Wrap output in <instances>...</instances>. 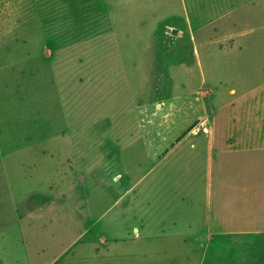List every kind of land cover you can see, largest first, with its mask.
<instances>
[{
	"label": "rangeland",
	"instance_id": "obj_1",
	"mask_svg": "<svg viewBox=\"0 0 264 264\" xmlns=\"http://www.w3.org/2000/svg\"><path fill=\"white\" fill-rule=\"evenodd\" d=\"M0 264H264V0H0Z\"/></svg>",
	"mask_w": 264,
	"mask_h": 264
},
{
	"label": "crops",
	"instance_id": "obj_2",
	"mask_svg": "<svg viewBox=\"0 0 264 264\" xmlns=\"http://www.w3.org/2000/svg\"><path fill=\"white\" fill-rule=\"evenodd\" d=\"M210 111V113H208V115L210 116V119L213 117V114L215 113L213 110H209ZM216 123V122H215ZM167 120H164L162 123H161V129L160 130H158L156 133L158 134V137H159V144H161L160 145V151H167L168 150V148H170V138H169V130H168V128H167ZM163 126H166L165 127V129L163 130L162 129V127ZM210 130H211V128H210ZM212 132V131H211ZM156 134V135H157ZM172 140V139H171ZM154 142V140L152 139H150L149 140V143H153ZM213 147H214V143H213V141H212V144H211ZM128 191V190H127ZM127 193V192H126ZM212 195V191L210 190V196ZM213 200L212 199H210V207H212V213H213V211H214V208H213V202H212ZM162 214L163 213H160V215L162 216ZM177 224H178V222H173V225L176 227L177 226ZM210 224V223H209ZM214 225H216V223L214 224ZM190 226H192L191 224H190ZM209 227H210V231L213 233H215L216 234V232H217V230H216V228L214 229V227H212V225L210 224L209 225Z\"/></svg>",
	"mask_w": 264,
	"mask_h": 264
},
{
	"label": "built area",
	"instance_id": "obj_3",
	"mask_svg": "<svg viewBox=\"0 0 264 264\" xmlns=\"http://www.w3.org/2000/svg\"><path fill=\"white\" fill-rule=\"evenodd\" d=\"M210 132V129L208 126H206L205 124L201 123L198 127H195L194 130H193V133L195 135H198L200 133H203V134H208Z\"/></svg>",
	"mask_w": 264,
	"mask_h": 264
}]
</instances>
